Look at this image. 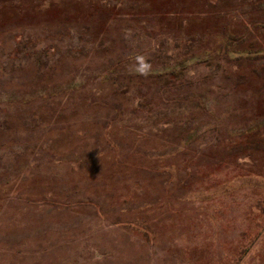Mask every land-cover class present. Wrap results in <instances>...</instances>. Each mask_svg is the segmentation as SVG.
I'll return each mask as SVG.
<instances>
[{"label":"rangeland","instance_id":"obj_1","mask_svg":"<svg viewBox=\"0 0 264 264\" xmlns=\"http://www.w3.org/2000/svg\"><path fill=\"white\" fill-rule=\"evenodd\" d=\"M260 1L0 0V264H264Z\"/></svg>","mask_w":264,"mask_h":264},{"label":"trees","instance_id":"obj_2","mask_svg":"<svg viewBox=\"0 0 264 264\" xmlns=\"http://www.w3.org/2000/svg\"><path fill=\"white\" fill-rule=\"evenodd\" d=\"M261 2V4H262V10L264 11V1H260ZM262 15L264 14V12L263 13H261ZM250 25H251V28H252V30H253V28H255V29H257V27H264V19H254V20H252L251 22H250ZM246 41H247V39H246ZM263 43H264V41H262V42H260L259 43V41H257V40H249L248 41V43H247V45L249 44V46L250 47H254V51L252 52V51H247L248 53H255V49H256V51H264V45H263ZM228 45H229V43L228 42H226V43H224V46L225 47H228ZM260 45V46H259ZM248 49H250L249 47H248ZM263 55V54H262ZM233 59V58H232ZM258 59V58H257ZM256 59V60H257ZM255 60V59H254ZM236 63H239L238 61L236 62ZM252 63V62H251ZM252 67H254V65L252 66Z\"/></svg>","mask_w":264,"mask_h":264}]
</instances>
